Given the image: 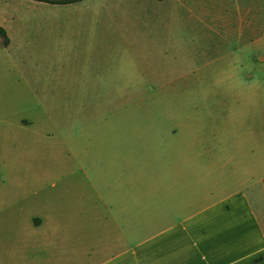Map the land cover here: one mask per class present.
Instances as JSON below:
<instances>
[{
	"label": "rangeland",
	"instance_id": "374dc122",
	"mask_svg": "<svg viewBox=\"0 0 264 264\" xmlns=\"http://www.w3.org/2000/svg\"><path fill=\"white\" fill-rule=\"evenodd\" d=\"M0 12V247L50 200L70 208L84 170H131L139 150L160 167L184 114L246 93L244 78L211 74L261 53L237 44L241 16L217 0H0Z\"/></svg>",
	"mask_w": 264,
	"mask_h": 264
},
{
	"label": "crops",
	"instance_id": "0c3cea01",
	"mask_svg": "<svg viewBox=\"0 0 264 264\" xmlns=\"http://www.w3.org/2000/svg\"><path fill=\"white\" fill-rule=\"evenodd\" d=\"M217 1L241 16L237 44L261 53L211 75L246 93L184 114L160 167L139 150L131 170H84L70 208L50 200L0 264H264V66L237 65L264 64V0Z\"/></svg>",
	"mask_w": 264,
	"mask_h": 264
},
{
	"label": "trees",
	"instance_id": "16d2710c",
	"mask_svg": "<svg viewBox=\"0 0 264 264\" xmlns=\"http://www.w3.org/2000/svg\"><path fill=\"white\" fill-rule=\"evenodd\" d=\"M34 1L48 3V4H62L63 5V4H71V3H74L75 1H79V0H62V1L34 0ZM0 37L2 38V45L6 47L9 43V39L6 35V32L2 28H0Z\"/></svg>",
	"mask_w": 264,
	"mask_h": 264
}]
</instances>
